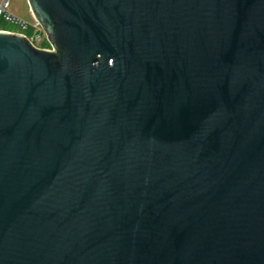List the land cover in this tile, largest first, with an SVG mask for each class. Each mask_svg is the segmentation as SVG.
<instances>
[{
    "label": "water",
    "instance_id": "1",
    "mask_svg": "<svg viewBox=\"0 0 264 264\" xmlns=\"http://www.w3.org/2000/svg\"><path fill=\"white\" fill-rule=\"evenodd\" d=\"M0 31V264H264V0H27Z\"/></svg>",
    "mask_w": 264,
    "mask_h": 264
},
{
    "label": "built area",
    "instance_id": "2",
    "mask_svg": "<svg viewBox=\"0 0 264 264\" xmlns=\"http://www.w3.org/2000/svg\"><path fill=\"white\" fill-rule=\"evenodd\" d=\"M10 0H0V19L3 22L12 24L16 27V30H6L0 28V31L18 34L29 40V43L40 50L51 51L52 47L49 44L41 25L33 17L31 22H25L9 10ZM47 43V44H44Z\"/></svg>",
    "mask_w": 264,
    "mask_h": 264
},
{
    "label": "rangeland",
    "instance_id": "3",
    "mask_svg": "<svg viewBox=\"0 0 264 264\" xmlns=\"http://www.w3.org/2000/svg\"><path fill=\"white\" fill-rule=\"evenodd\" d=\"M9 10L12 14L25 22H31L33 20L27 0H10ZM0 28L6 30H16L14 25L3 22L1 19Z\"/></svg>",
    "mask_w": 264,
    "mask_h": 264
},
{
    "label": "trees",
    "instance_id": "4",
    "mask_svg": "<svg viewBox=\"0 0 264 264\" xmlns=\"http://www.w3.org/2000/svg\"><path fill=\"white\" fill-rule=\"evenodd\" d=\"M44 44H47V43H44Z\"/></svg>",
    "mask_w": 264,
    "mask_h": 264
}]
</instances>
